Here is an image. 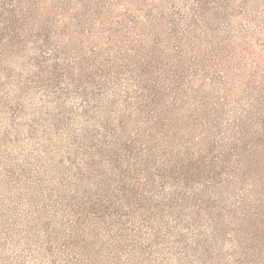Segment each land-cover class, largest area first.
<instances>
[{
    "label": "trees",
    "instance_id": "obj_1",
    "mask_svg": "<svg viewBox=\"0 0 264 264\" xmlns=\"http://www.w3.org/2000/svg\"><path fill=\"white\" fill-rule=\"evenodd\" d=\"M50 1L0 0V96L16 116L39 95L33 114L52 117L57 133L73 113L65 100L78 101L83 123L71 126L84 132L74 134L82 162L70 153L61 178L35 182L55 206L42 195L25 215L5 208L14 222L6 226L1 207L0 264L7 246L30 250L38 264H83L105 238L116 245L110 255H138L144 230L154 245L176 239L202 256L227 221L239 232L259 216L252 210L264 189L253 173L263 162L264 114L232 101L230 88L264 30V0H117L116 12L92 1L75 18ZM88 8L92 17L82 18Z\"/></svg>",
    "mask_w": 264,
    "mask_h": 264
},
{
    "label": "rangeland",
    "instance_id": "obj_2",
    "mask_svg": "<svg viewBox=\"0 0 264 264\" xmlns=\"http://www.w3.org/2000/svg\"><path fill=\"white\" fill-rule=\"evenodd\" d=\"M92 1L100 3L106 1L114 7L116 12L117 0H59L61 2L59 6H68L69 15L75 18L77 9L82 4L89 6ZM48 4L52 7L50 0H48ZM105 7L107 6L105 5ZM80 16L82 18L92 17L89 8L82 10ZM254 39V48L245 55L246 58L241 60L243 68L240 67L234 72L237 76H233L234 80L230 91L231 95L234 96L232 101L241 99L245 104L259 107L264 114V30L256 31ZM41 101L39 95L33 96L24 103L28 109L33 111L24 115L18 113L15 116L10 114L9 110L3 111L8 100L0 96V210L1 207L3 211L5 208L14 209L17 215L27 214L25 212L28 211L29 200H40L42 195L47 197V200L51 199L49 204L55 206L56 199L50 198L51 194L48 190L42 193L41 188L35 182L42 181L47 186V182L52 176L61 178V174H64L66 169L71 168L69 161L66 160L70 153L74 158L78 156L77 160H82L81 155L77 154L76 147L79 144L74 143V134L78 132L83 135L84 132L83 130H74L71 126L73 120H75V124L81 125L83 123V118L78 111L80 103L75 99L65 100L67 107L72 109L73 113L71 117L61 121L59 127L63 131L57 133L52 131V128L56 126L52 117L50 120L46 119L45 123L35 118L33 113L42 107ZM233 105L235 107L236 102ZM68 122L71 130L66 128ZM35 123L38 126H35ZM72 134L73 138H71ZM84 146H87V143H84ZM263 153L259 159L263 161L262 165L259 166V173H253L257 174L253 180H258L262 190L264 189ZM61 162L65 167L61 165ZM51 170L54 171L50 174ZM74 171L75 169L72 170V172ZM37 175L39 179H36ZM93 180L92 177H85L87 191L91 190L89 184ZM24 185L30 187L25 191ZM247 187L249 188V185ZM261 197L262 201H258L256 204L260 205L256 208L257 211L252 210L259 216L253 215L251 219L243 222L239 232H236L234 222L227 221L225 236L220 244H207V253L202 256L183 252L184 247L181 246L183 243L175 244L176 239H166L158 245H154L151 242V232L144 230L138 238L140 246L145 250L144 253L136 255L126 251L122 254L115 252V254L110 255V250H115L112 247L116 245H105L103 243L107 241L105 238L101 239L102 243L92 246L94 253H89V262L83 264H264V195L257 196V198ZM251 199L254 200L255 198ZM8 218V212L5 210L3 219L6 220V224L3 225L6 226L7 223L14 225L10 218L11 221L7 222ZM56 222L59 224L60 220L56 219ZM105 233L107 234V232ZM194 233V230L184 233L189 244L194 240ZM102 246L110 247L109 251L96 252L97 248ZM5 255L8 264H38V260L30 250L19 253L15 248L7 246ZM41 264H52V262L46 259Z\"/></svg>",
    "mask_w": 264,
    "mask_h": 264
}]
</instances>
